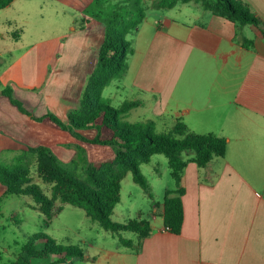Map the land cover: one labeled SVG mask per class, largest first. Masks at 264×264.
<instances>
[{
    "label": "crops",
    "instance_id": "crops-1",
    "mask_svg": "<svg viewBox=\"0 0 264 264\" xmlns=\"http://www.w3.org/2000/svg\"><path fill=\"white\" fill-rule=\"evenodd\" d=\"M68 1L76 15L67 32L36 42L0 74V93L11 87L33 117L52 113L64 123L79 107L105 35L102 23L85 17L93 0ZM241 1L264 22V0ZM159 9L163 14H147L132 36L127 71L115 79L117 96L130 94L139 108L181 119L196 134L225 138L227 153L205 168L190 161L184 170L181 234L166 231L163 201L157 202L151 235L139 248L118 240L106 258L109 264H264V36L254 26L238 29L195 0ZM33 117L0 96V158L15 162L29 147L79 143L50 119Z\"/></svg>",
    "mask_w": 264,
    "mask_h": 264
},
{
    "label": "trees",
    "instance_id": "trees-1",
    "mask_svg": "<svg viewBox=\"0 0 264 264\" xmlns=\"http://www.w3.org/2000/svg\"><path fill=\"white\" fill-rule=\"evenodd\" d=\"M15 1L0 0V11L10 8ZM94 1L100 4L105 0ZM190 1L192 0H160V7L171 9L179 2ZM195 1L200 2L211 14L232 22L238 29L254 26L264 36V22L241 0ZM134 2L119 0L114 2L111 15L95 14L96 20H100L105 26L104 40L98 51L97 65L81 94L79 107L70 111L66 123L52 113L41 118L33 117L14 98L11 87L0 93V96L8 97L23 114L33 117L37 122L50 119L85 145L76 146L78 158L71 161L73 170L65 166L50 148L29 147L27 155L34 158L38 177L50 186V196L33 184L28 166L0 165V184L5 187L6 194L32 197L48 223L57 213V203L81 208L92 221L117 236L120 245L129 248H139L141 242L151 235L152 229L146 219L138 218L124 223L112 220L114 210L121 201L122 181L128 172L132 173L133 181L153 200L154 196L141 166L150 163L155 155H164L168 159L175 189L166 190L163 219L169 232L179 235L185 218L182 177L188 163L192 161L200 168H205L215 157L223 158L227 153V140L223 137L196 134L181 119L176 120L169 132L159 133L152 120L137 123L127 120V115L142 105L140 101H128L115 107L103 96L105 88L127 71L128 57L133 53V47L125 36L136 34L147 16L145 7ZM21 32L22 30L17 31L16 35ZM245 45L251 47V41H247ZM83 132H89L91 136L87 137ZM90 145L110 147L113 151L112 159L91 163L88 160ZM96 156L91 153V158ZM80 167L86 174L84 179L80 174ZM20 222L19 220L18 223ZM123 232L135 233L138 241L134 243L123 238ZM74 258H84L80 247L59 244L48 234L40 233L29 237L23 252L12 264H32L33 259H48L50 264H75L72 261Z\"/></svg>",
    "mask_w": 264,
    "mask_h": 264
},
{
    "label": "rangeland",
    "instance_id": "rangeland-1",
    "mask_svg": "<svg viewBox=\"0 0 264 264\" xmlns=\"http://www.w3.org/2000/svg\"><path fill=\"white\" fill-rule=\"evenodd\" d=\"M118 1L105 0L99 4L93 0L90 4H86L85 17L91 21L97 19L94 16L98 13H102L104 16L111 15L114 2L117 3ZM133 1H135L134 4L139 3L140 6L145 7L148 16L154 17L163 14V10L159 9L161 8L160 0ZM74 15H76L75 10L68 0L66 3L58 0H19L14 8L0 11V74L36 42L53 38L54 35L65 34L73 22ZM25 20L26 22H24ZM97 21L100 22V20ZM23 26L25 27L23 28ZM19 30L23 32L19 33L21 39L16 43L14 36ZM132 36H125V38L132 41ZM117 85H119L118 81L115 80L105 88L103 93L105 98L111 96L115 98L114 106H118L120 100H132L130 94L120 92L117 96ZM1 88L0 81V90ZM127 120L131 123L152 120L156 123L159 133L169 132L176 123L169 116L163 120L157 117L150 107H141L131 111L127 115ZM83 133L87 137L91 136L89 132ZM77 142L79 143L69 148L52 150L61 162L72 170L74 166L71 165V161L78 158L76 146L85 147L81 141L77 140ZM89 148L91 150L88 153V155L90 154L88 160L91 163L110 160L113 157V151L110 147L90 145ZM91 153L97 156L91 158ZM19 155L15 162H10V157L4 155L0 158V165L8 166L13 163L14 166H28L33 184L38 185L45 191L46 195L50 196V186L38 177L34 158L27 153ZM77 164L81 165V163ZM79 170L83 179L86 178L81 167ZM141 171L148 181L154 199L152 200L147 192L133 181L132 173L128 172L122 181L121 201L112 215L114 222L124 223L138 218L150 220L157 202L162 203L166 190L172 188L173 179L168 159L164 155L153 156L150 163L141 166ZM0 200V264L15 262L23 252V247L29 237L40 233L48 234L56 239L59 244L80 247L84 253V258L72 259L75 264H109L106 254L108 250L117 247L118 237L105 231L97 222L92 221L83 209L70 204L57 203V213L53 220L48 223L39 206L30 196H9L6 194L5 187L0 184ZM19 220L20 223H18ZM121 236L128 240L136 239V234L132 232H123ZM50 262L48 259L32 260V264H50Z\"/></svg>",
    "mask_w": 264,
    "mask_h": 264
},
{
    "label": "built area",
    "instance_id": "built-area-1",
    "mask_svg": "<svg viewBox=\"0 0 264 264\" xmlns=\"http://www.w3.org/2000/svg\"><path fill=\"white\" fill-rule=\"evenodd\" d=\"M166 231H169L168 228H166Z\"/></svg>",
    "mask_w": 264,
    "mask_h": 264
}]
</instances>
